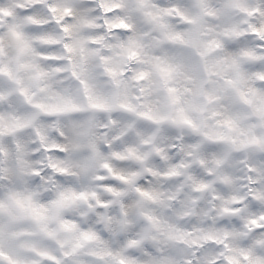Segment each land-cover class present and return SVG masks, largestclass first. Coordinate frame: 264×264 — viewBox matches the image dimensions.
Returning <instances> with one entry per match:
<instances>
[{
  "label": "snow or ice",
  "instance_id": "6c2138e0",
  "mask_svg": "<svg viewBox=\"0 0 264 264\" xmlns=\"http://www.w3.org/2000/svg\"><path fill=\"white\" fill-rule=\"evenodd\" d=\"M0 264H264V0H0Z\"/></svg>",
  "mask_w": 264,
  "mask_h": 264
}]
</instances>
